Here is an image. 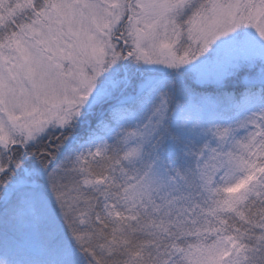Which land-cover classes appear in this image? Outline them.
<instances>
[{
	"label": "rangeland",
	"instance_id": "374dc122",
	"mask_svg": "<svg viewBox=\"0 0 264 264\" xmlns=\"http://www.w3.org/2000/svg\"><path fill=\"white\" fill-rule=\"evenodd\" d=\"M3 1L0 23L7 14L1 8ZM64 1L52 0L39 13L33 12L31 21L15 34L0 38L2 150L14 140L27 143L42 138L50 129L60 127L68 132V126H62L72 125L76 119L66 143L75 146L79 154L104 156L123 129L136 125L131 102L159 104L166 99L165 72L176 63L183 62L199 85L218 83L240 71L237 79L264 85V0ZM190 8V14L180 16ZM19 9L29 10L27 1L13 0L8 20L17 16ZM128 64L141 70L131 75ZM260 98L242 95L233 102L237 110L231 117L207 119L211 132L206 128L196 132V136H212V151L199 163L192 183L196 198L217 195L213 198L221 202L220 207L233 208L246 195L258 168L255 158L261 152L258 136L264 102ZM185 100L177 111H186L182 119L202 114L200 105ZM148 128L142 133L145 141L153 136ZM122 145L132 163L141 158V147L134 138L125 136ZM37 175L35 170L31 172L29 184L36 183ZM129 179L126 197L132 204L146 198L162 213L173 212L172 218L179 219L184 212L186 219L182 203L187 204L183 196L176 195V186L188 181L166 177L162 161L154 155L147 164L134 167ZM23 183L20 180L18 185ZM155 195L158 202L151 201ZM6 201L10 228L27 237L26 251L14 258L0 251V264H62L66 254L47 251L37 241V216L30 200L13 193ZM200 216L187 221L209 220ZM179 220L183 225L185 220ZM205 232L209 243L198 241L178 253L184 264H236L229 258L231 240L211 238V233Z\"/></svg>",
	"mask_w": 264,
	"mask_h": 264
},
{
	"label": "trees",
	"instance_id": "16d2710c",
	"mask_svg": "<svg viewBox=\"0 0 264 264\" xmlns=\"http://www.w3.org/2000/svg\"><path fill=\"white\" fill-rule=\"evenodd\" d=\"M24 1L29 10H17V16L10 20L8 8L13 0L2 2L1 8L7 14L0 23V38L15 34L24 23L31 21L33 12L39 13L52 2ZM94 1L101 3V0ZM191 11L190 8L180 16ZM179 22L183 23V19ZM126 69L131 75L141 70L140 66L131 64ZM240 72L224 76L215 84L199 85L192 80L183 62L169 65L165 72L166 99L159 104L131 102L136 125L123 129L101 157L79 154L75 146L66 143L65 137L70 128H75L76 119L71 123L73 126H62H68V132L58 127L47 130L45 136L34 141L9 142L5 149H0V251L13 258L26 251L27 237L10 228L11 217L4 211L10 195L19 193L34 208L37 241L47 251L66 254L62 264H168L172 259L184 264L178 253L198 241L209 243L206 230L211 238L224 236L231 240L229 258L235 259L236 264H264V117L258 136L261 152L255 158L258 168L246 195L229 208L220 207L221 202L213 198L217 195L196 198L193 190L196 168L212 151L209 139L212 136L209 133L205 137L199 133L196 136V132H201L200 128L211 132L207 119L231 117L237 110L233 102L244 94L260 95V101L264 102V85L237 79ZM186 98L203 109L201 115H192L187 121L182 119L186 111L177 112ZM148 125L153 136L145 141L142 133ZM125 136L134 138L136 146L141 147L142 156L137 162L132 163V158L128 159L124 152ZM153 155L162 161L166 177L188 181L187 186L180 181L175 193L183 196L187 204L182 203L188 214L186 219L182 216L184 212L179 217L185 220L183 225L179 219L172 218L173 212L165 211V215L146 198L132 204L126 197L134 167L147 164ZM33 170L38 174L36 183L29 184ZM20 180L24 183L18 185ZM152 200L160 199L155 195ZM118 209H122L120 214H116ZM198 216L209 220L187 221ZM162 218L165 219L160 223ZM196 228L201 230L193 232Z\"/></svg>",
	"mask_w": 264,
	"mask_h": 264
}]
</instances>
